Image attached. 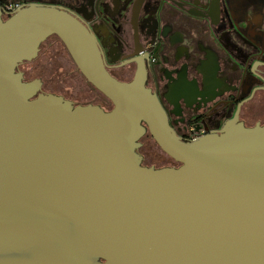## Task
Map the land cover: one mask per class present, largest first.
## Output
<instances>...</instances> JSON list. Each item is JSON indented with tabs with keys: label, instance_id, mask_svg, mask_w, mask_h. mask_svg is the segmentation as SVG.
Segmentation results:
<instances>
[{
	"label": "water",
	"instance_id": "obj_1",
	"mask_svg": "<svg viewBox=\"0 0 264 264\" xmlns=\"http://www.w3.org/2000/svg\"><path fill=\"white\" fill-rule=\"evenodd\" d=\"M52 35L109 110L24 80L18 65ZM140 52L122 81L69 11L32 3L4 19L0 8V264H264V124L236 112L184 139ZM147 133L176 165L142 163Z\"/></svg>",
	"mask_w": 264,
	"mask_h": 264
},
{
	"label": "flooded vegetation",
	"instance_id": "obj_2",
	"mask_svg": "<svg viewBox=\"0 0 264 264\" xmlns=\"http://www.w3.org/2000/svg\"><path fill=\"white\" fill-rule=\"evenodd\" d=\"M32 3L61 7L89 27L103 51L109 72L119 80L129 81L132 79L135 62L120 64L133 57L135 51L141 48L140 54L148 55L149 66L146 84L158 95L163 71L160 62L166 60L170 63L174 60L171 49L169 51L172 55L170 61L165 57L169 56L168 51L164 50L166 35L169 34V37L175 32H180L182 35L191 34V40L193 43L197 42L196 45L199 49L192 51L191 46L189 47L191 51L187 56L191 64L202 61L197 58L200 53L205 52V56L208 52L215 55L217 63L225 71H222L225 76H237L235 82L238 81V87L234 85L235 88L222 99L185 121L187 131L184 134L179 133L184 139L192 140L193 137L198 138L220 130L227 120L235 116L236 112H238V120L246 127L264 124V58L254 57L252 59L249 65V75L255 79L256 83L246 85L247 76L231 67V64L240 65L244 61H232L228 52L225 55L214 52L217 48L213 46L215 42L219 41L227 46L229 52H233L235 45L239 41H243L246 44V49L253 50L254 54L258 50L259 44L264 46V0H0L2 17L8 18L19 8ZM152 14H154V18ZM146 16H149L148 19L142 23ZM243 22L248 26V29L242 27ZM234 24H240L239 28L246 31L245 35L247 32L250 33L251 39L243 37L237 32ZM250 28L252 30L249 31ZM228 37L233 38V41ZM146 43L147 45H145ZM63 49L66 50L57 36H49L40 44L37 56L30 61L20 63L17 70L23 73L25 81L39 79L42 82L41 92L44 94L62 96L71 101L74 106L91 104L98 105L105 111L109 110L110 102H108L110 107H106L98 102L76 101L63 94L43 89L45 82L60 81L61 77L65 75L64 69L68 58ZM121 49L124 50L123 53L120 52ZM218 53L221 56L218 57ZM152 58H154V62H151ZM53 61L56 63L54 64ZM203 64L205 69H209L211 66L210 62ZM226 65L229 68H225ZM231 69L233 71L230 72ZM28 70L32 73L31 77L26 75ZM75 70L80 73L76 66ZM116 71H124V77L118 76ZM209 71H207L208 75ZM214 76L215 73L209 77L214 79ZM245 86H247V92L244 91ZM232 107L234 109L230 112ZM173 127L175 128L174 125ZM176 131L178 132L177 129ZM142 163L155 168L165 167L147 165L143 156Z\"/></svg>",
	"mask_w": 264,
	"mask_h": 264
},
{
	"label": "crops",
	"instance_id": "obj_3",
	"mask_svg": "<svg viewBox=\"0 0 264 264\" xmlns=\"http://www.w3.org/2000/svg\"><path fill=\"white\" fill-rule=\"evenodd\" d=\"M173 36L175 37L173 41ZM169 46L174 60L168 63L160 62L162 71L159 95L171 116L172 125L185 123L211 104L219 101L228 92L235 88L236 75H227L222 72V66L217 63L216 56L208 52L205 62L216 65L215 76L210 78L204 68V61L191 64L187 56V48L182 44L183 35L175 32L169 36ZM229 68V66H225Z\"/></svg>",
	"mask_w": 264,
	"mask_h": 264
},
{
	"label": "rangeland",
	"instance_id": "obj_4",
	"mask_svg": "<svg viewBox=\"0 0 264 264\" xmlns=\"http://www.w3.org/2000/svg\"><path fill=\"white\" fill-rule=\"evenodd\" d=\"M153 18H154V14H152ZM149 17V16H148ZM148 17L146 16L145 18H143L142 23L148 19ZM243 25L242 27H247L246 24H241ZM248 25V24H247ZM234 26L236 27V31L239 32L243 37H247L248 39H251V34L247 32V35H245V30H243L240 27V24H234ZM246 29V30H247ZM252 30L251 28L249 29V31ZM169 35V34H168ZM168 35H166V42H165V48L164 50L168 51L169 56H165L168 61H170V56L171 53H169L170 51V46H169V37ZM184 39L182 41V44L187 48V53L190 54V49L189 47L191 46L192 51H195L196 49H198L197 47V42H194L191 40V34H183ZM173 41L175 39V37L173 36ZM229 40L233 41V38L228 37ZM240 42V41H239ZM238 42V44L235 45V50L233 52H229L227 50V46L223 43H220L219 41L217 42H213L214 43V47L217 48L216 51L214 52H220L222 55H225L226 52H228L230 54V57L232 59V61H244V63L238 65V64H231V67L233 69H236V71L238 72H243L244 75H246V85H253L256 83L255 79L249 75V65L252 62V59L254 57H263L264 58V46L262 44L258 45V50L256 51V53L254 54L253 50L250 49H246V44L241 41L240 43ZM147 45V43L145 44ZM64 50V49H63ZM239 50V51H237ZM65 51V55L68 58L66 65H65V69H64V76L61 77L60 81H54V82H45L43 84V89L45 91L48 92H55V93H59V94H63L64 96L70 97L76 101H83V102H98L106 107L109 106L110 102L108 99H105V97L99 92L97 91L95 88H93L84 78V76L82 74H80L79 72H77L75 70V66L74 63L70 57V55L68 54V52L66 50ZM121 53L124 52L123 49L120 50ZM205 52L200 53V55L197 57L198 59L202 60L205 62V60L207 59L204 54ZM218 57L221 56L219 53L217 54ZM55 61H57V59L55 58ZM55 61L54 64L56 63ZM216 65L212 66L211 70L209 71V76L213 75L215 72ZM223 68V67H222ZM233 69L229 70L230 72L233 71ZM224 71V70H223ZM225 72V71H224ZM28 73V74H27ZM26 73V75H28L27 77H31L32 73L31 71ZM31 73V74H30ZM237 82L234 81V85H238ZM238 87V86H237ZM247 86H245L244 91L247 90L246 88ZM247 92V91H246ZM107 100V101H106ZM110 107V106H109ZM234 109V107L231 108L232 112ZM170 120H171V116H170ZM175 128L178 130V133L180 134H184L187 131V124L182 123L180 125H178L177 123H174ZM141 147L139 149V153L142 154L143 156V160L147 165H155L157 167L159 166H172V165H176L175 161L173 159H171L168 155H166L158 146L157 144L153 141V139L149 136V135H145L141 138Z\"/></svg>",
	"mask_w": 264,
	"mask_h": 264
},
{
	"label": "built area",
	"instance_id": "obj_5",
	"mask_svg": "<svg viewBox=\"0 0 264 264\" xmlns=\"http://www.w3.org/2000/svg\"><path fill=\"white\" fill-rule=\"evenodd\" d=\"M151 62H154V58L151 59ZM193 139H196V137H193L192 140H193Z\"/></svg>",
	"mask_w": 264,
	"mask_h": 264
},
{
	"label": "trees",
	"instance_id": "obj_6",
	"mask_svg": "<svg viewBox=\"0 0 264 264\" xmlns=\"http://www.w3.org/2000/svg\"><path fill=\"white\" fill-rule=\"evenodd\" d=\"M4 19H6V18H4ZM146 135H149V134L147 133ZM149 136H150V135H149Z\"/></svg>",
	"mask_w": 264,
	"mask_h": 264
}]
</instances>
